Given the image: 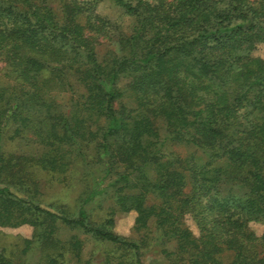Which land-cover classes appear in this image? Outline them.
I'll use <instances>...</instances> for the list:
<instances>
[{"label":"trees","instance_id":"1","mask_svg":"<svg viewBox=\"0 0 264 264\" xmlns=\"http://www.w3.org/2000/svg\"><path fill=\"white\" fill-rule=\"evenodd\" d=\"M260 46L264 0H0V228L33 227L0 264H141L153 240L166 264H264ZM37 171L82 185L74 210ZM131 211L138 240L113 230Z\"/></svg>","mask_w":264,"mask_h":264},{"label":"rangeland","instance_id":"2","mask_svg":"<svg viewBox=\"0 0 264 264\" xmlns=\"http://www.w3.org/2000/svg\"><path fill=\"white\" fill-rule=\"evenodd\" d=\"M102 12L103 15L111 19H115L120 16L119 10L108 4L102 8ZM111 44L114 45L115 43L112 42ZM108 46V42L105 41L99 46V49L104 50ZM254 54L264 57V46H260L254 52ZM45 174V172L41 171L34 172L33 174V177H35V179H38L39 183H41L40 188H37L39 189V197L42 202L41 204L45 206L51 203L63 204L71 210H74L77 204V199L82 191V185L78 181H75L71 186L65 184L51 186L49 185L51 184V180H49L51 178L47 179L48 177ZM20 193L26 195L24 191H20ZM97 201L98 199H96L95 202L89 204L87 208L90 210V212L92 211V219L99 221L105 216V210L106 206H108V202L104 203V209H101L99 207L100 203H98ZM135 217L136 213L134 211L128 213H117V215L115 216V225L113 230L117 234L127 239L138 240L142 237L143 231H138L135 229ZM187 219L188 224L190 225L192 230L195 233H198V228L196 227L192 218ZM252 227L258 234H261L264 230V226L258 223H253ZM72 233H74V231H72L71 229L63 228L61 235L62 237L66 238L69 237ZM32 235L33 227L30 225H23L17 228L3 227L0 228V243L5 247L9 257H13V255L15 257V253L19 252L24 245L23 240L26 238H31ZM80 237L86 240V257H89L90 250L94 249V247L97 250L102 249V247L93 243V241L86 236L80 235ZM168 246L171 247V245ZM11 251L12 254L14 253L13 255L11 254ZM38 255V252H31L30 259L28 260L29 264H37ZM94 262L97 263L96 260H94ZM141 264H166L165 259L159 252V247L155 245L154 240L148 248L142 250Z\"/></svg>","mask_w":264,"mask_h":264}]
</instances>
